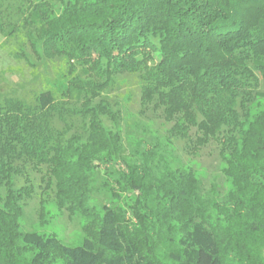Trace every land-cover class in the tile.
<instances>
[{
	"label": "trees",
	"instance_id": "trees-1",
	"mask_svg": "<svg viewBox=\"0 0 264 264\" xmlns=\"http://www.w3.org/2000/svg\"><path fill=\"white\" fill-rule=\"evenodd\" d=\"M59 5L58 16L43 1L32 7L37 19L52 18L44 53L65 57L71 74L79 66L104 80L65 79L69 86L59 94L82 97L80 109L58 106L50 89L34 106L0 103V264H159L157 248L176 264H264V111L251 106L264 97L253 94L258 81L264 86V0ZM122 72L141 73L142 100L156 98L165 120L173 122L170 135L184 139L195 129L193 149L220 144L222 174L230 183L225 200L203 198L190 170L153 163L145 152L141 164L127 166L123 180L139 193L128 207L134 223L120 209L89 204L90 173L110 163L120 147L118 135L97 116L102 106L90 101ZM65 112L87 119L85 138H67L51 125L52 113L63 120ZM16 161L46 166L61 208L86 219L80 245L22 231V200L29 194L14 189Z\"/></svg>",
	"mask_w": 264,
	"mask_h": 264
},
{
	"label": "rangeland",
	"instance_id": "rangeland-1",
	"mask_svg": "<svg viewBox=\"0 0 264 264\" xmlns=\"http://www.w3.org/2000/svg\"><path fill=\"white\" fill-rule=\"evenodd\" d=\"M41 1L51 6L52 15H59V0H0V103L12 99L34 106L38 95L50 89L58 106L67 104L69 109H80L82 97L74 92L67 98L59 94L69 86L67 80L72 78V74L81 80L101 82L104 79L95 70L89 72L79 66L71 74L65 57L44 53L42 42L48 27L47 20L52 18L39 20L31 14L33 4ZM91 57L95 59L94 52ZM140 76V72L111 75L109 84L99 97L90 101L93 108L102 106L97 116L107 131L118 135L120 147L119 154L112 156L110 163L100 164L99 169L90 173L89 204L95 210L105 205L120 209L126 213V221L134 223L128 207L139 193L125 186L123 180L128 174L127 166L141 164L144 161L141 156L145 152L152 153L153 163L161 161L159 165L166 163L170 169L190 170L199 182L203 198L225 200L230 183L222 174L226 155L220 153V144L210 141L199 149H193L195 129L184 139L170 135L173 122L165 120L164 108L155 105L156 98L150 102L142 100ZM262 92L264 86L258 81L253 94ZM251 106L253 111H264V97H255ZM62 117L63 120L52 113L51 125L65 132L67 138L74 134L85 138L87 119L82 114L65 112ZM15 166L18 174L13 178L14 189L25 188L29 194L22 200L19 219L22 231L54 236L66 246L80 245L87 236L83 230L86 219L79 213L61 208L46 166L35 168L22 161H16ZM173 249L175 246L171 247ZM153 253L159 264H176L169 260L164 248H157Z\"/></svg>",
	"mask_w": 264,
	"mask_h": 264
}]
</instances>
